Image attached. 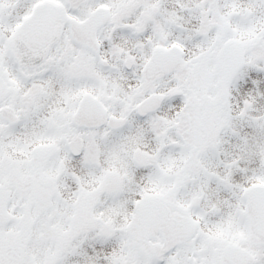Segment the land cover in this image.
I'll list each match as a JSON object with an SVG mask.
<instances>
[{
    "label": "snow or ice",
    "instance_id": "6c2138e0",
    "mask_svg": "<svg viewBox=\"0 0 264 264\" xmlns=\"http://www.w3.org/2000/svg\"><path fill=\"white\" fill-rule=\"evenodd\" d=\"M0 264H264V0H0Z\"/></svg>",
    "mask_w": 264,
    "mask_h": 264
}]
</instances>
